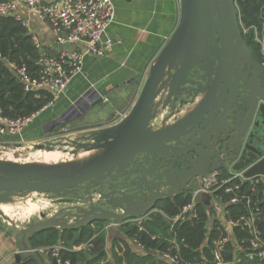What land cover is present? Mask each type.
I'll return each instance as SVG.
<instances>
[{
    "label": "water",
    "instance_id": "1",
    "mask_svg": "<svg viewBox=\"0 0 264 264\" xmlns=\"http://www.w3.org/2000/svg\"><path fill=\"white\" fill-rule=\"evenodd\" d=\"M237 1L180 0L179 24L121 120L69 135L58 130L42 143L30 142L46 151L71 146L65 152L72 155L96 151L89 158L58 164L0 158L1 217V204L14 196L47 194L61 205L40 212L38 221L9 225L19 246L17 264H45L32 240L50 230H57L61 241L68 230L113 221L108 242L131 243L118 223L148 218L161 201L180 196L205 173L264 175V87L259 83L264 62L244 37ZM59 45L58 50L72 47ZM182 108L184 113L173 118ZM167 109L161 126L154 127L152 121ZM211 199L200 196L212 213Z\"/></svg>",
    "mask_w": 264,
    "mask_h": 264
},
{
    "label": "built area",
    "instance_id": "2",
    "mask_svg": "<svg viewBox=\"0 0 264 264\" xmlns=\"http://www.w3.org/2000/svg\"><path fill=\"white\" fill-rule=\"evenodd\" d=\"M26 14L46 22L56 35L57 42L63 47L56 53H50L45 48L41 39L33 33ZM0 15L12 16L20 20L32 35L36 47L39 49L37 60L38 75L33 76L27 66L15 61H9L8 65L14 74L24 83L26 90H44L52 95L49 104L53 103L64 93L71 82V79L83 70L84 59L87 55L105 56L113 45L111 38H104V33L116 18V8L112 0H2L0 1ZM256 30V40L264 42ZM247 29L243 33H246ZM1 57V56H0ZM39 96V95H38ZM108 98H103L108 102ZM37 113L27 116L11 117L4 114L0 106V141L6 136L16 138L23 130L32 123ZM159 118L152 121V125L160 124ZM156 122V123H155ZM162 122V121H161ZM244 183H251L252 190L258 191V196L253 199L251 196L241 194ZM225 191L233 193L229 202L225 201ZM191 195V201L183 206L182 210L174 216H167L171 224V230L182 221L189 218H197L195 206L203 193L211 196V207L209 211V235L212 230L217 235L212 238L208 236L205 245L211 244L212 257L215 264H227L226 254L229 248L238 244L244 251L243 255L254 257L257 264H264V231L260 223L264 221V175L246 177L244 173L225 174V171H214L197 177L186 191ZM228 203L245 204L247 212L237 218H228ZM146 217L127 219L124 223H135L139 230H145L142 225ZM104 230L116 225L113 221L105 222ZM241 224L248 236L237 241L233 239L231 231L235 226ZM231 230V231H230ZM95 234L83 248L90 249L94 245ZM157 238V236H153ZM139 249H145V245L137 239L133 242ZM170 247L180 248V242L174 237L169 239ZM62 245H56L50 250V254L57 259L58 264H71L70 260L62 258L60 250ZM164 257L172 264H193L189 263L180 254L172 255L169 251L164 252ZM239 260H243L242 257Z\"/></svg>",
    "mask_w": 264,
    "mask_h": 264
},
{
    "label": "crops",
    "instance_id": "3",
    "mask_svg": "<svg viewBox=\"0 0 264 264\" xmlns=\"http://www.w3.org/2000/svg\"><path fill=\"white\" fill-rule=\"evenodd\" d=\"M112 1L116 8V18L104 33V38L113 40L109 52L105 56L87 55L82 72L71 79L66 91L53 103L37 112L18 140L39 142L54 136L58 130L77 132L89 126L113 124L129 112L149 76L153 60L179 24L180 0ZM25 18L29 20L33 33L41 39L44 48L50 53L58 52L60 45L50 26L31 14H26ZM104 97L109 99L108 102L103 101ZM184 111V108L177 111L173 118L182 115ZM158 210L157 207L155 211ZM4 221L8 225L0 220V264H17L15 254L19 248L18 242L10 234V224L6 219ZM105 224L95 222L90 225L95 229V234L106 235L107 262L115 264L116 254L123 257L122 264H128L129 256L125 254L130 243L119 238L109 243V228L104 230ZM260 226L264 231V221ZM231 235L237 241L235 227ZM70 243L68 245L71 246ZM64 244L58 241L56 245L64 248ZM83 244L73 246V249L81 250ZM53 247H35L45 264H53L54 258L50 254ZM130 247L143 255L147 250L139 249L133 243ZM242 253L244 251L238 244L229 248L226 257L229 256L231 261H227V264H240L242 261L238 259ZM249 259L250 264H257L256 258L250 256Z\"/></svg>",
    "mask_w": 264,
    "mask_h": 264
},
{
    "label": "trees",
    "instance_id": "4",
    "mask_svg": "<svg viewBox=\"0 0 264 264\" xmlns=\"http://www.w3.org/2000/svg\"><path fill=\"white\" fill-rule=\"evenodd\" d=\"M2 1V0H0ZM241 29H247L245 39L254 55L264 61V49L256 40L255 32L264 42V0H238L237 1ZM39 49L36 47L32 35L20 20L12 16L0 15V106L5 115L11 117L27 116L37 113L49 105L52 95L44 90H26L24 83L14 74L8 65L9 61H15L25 65L33 76L38 75L37 60ZM39 95V96H38ZM227 174V173H225ZM251 183H244L241 194L256 199L258 191L252 190ZM233 193L225 191V201L229 202ZM191 201V195L184 192L180 196L164 199L159 203L158 211H153L142 225L145 230L140 231L135 223H124L122 231L133 243L135 239L147 248L145 254L134 252L128 244V264H172L165 257L164 252L169 251L172 255L180 254L183 260L193 264H215L212 257L211 244L205 245L208 236L211 240L217 235L215 229L209 235L208 206L201 200L197 201L195 213L197 218H189L180 222L174 230L167 216L177 215L187 203ZM228 218H237L247 212L245 204L228 203ZM101 223V222H99ZM47 235L45 238L44 235ZM235 234L238 240L248 236V232L241 225L235 226ZM95 235V229L87 225L79 230H68L63 233L61 242L64 248L60 250L62 258L70 260L71 264H110L107 262V241L105 234H99L92 248L74 250L73 246L88 242ZM157 236V238H153ZM176 238L180 242V248H172L169 239ZM59 241L57 230H50L36 236L32 240L34 247L55 246ZM71 242V243H70ZM71 244L68 245V244ZM115 264H122L123 257L114 254ZM160 258L157 260V258ZM240 264H250V259L242 255ZM160 261V262H157ZM226 261H231L226 257Z\"/></svg>",
    "mask_w": 264,
    "mask_h": 264
},
{
    "label": "rangeland",
    "instance_id": "5",
    "mask_svg": "<svg viewBox=\"0 0 264 264\" xmlns=\"http://www.w3.org/2000/svg\"><path fill=\"white\" fill-rule=\"evenodd\" d=\"M169 113L168 109L167 110H160L159 114L157 115L156 118H159L158 120L160 121V124H155V127H160L162 124V120L167 116ZM156 123V122H155ZM69 133H76V132H66V135H69ZM43 141L39 142H34V143H42ZM20 141L16 142L14 138H10L6 136L4 139H1L0 141V158L3 160H9V161H15V162H21V163H40V164H51V163H64L68 162L70 159L73 157H78L82 156L83 158L87 159L92 154H94L96 151H85V150H80L78 155H72L70 154L69 156H61L59 155L61 150H72L73 148L71 146L64 147V149L57 148L54 151H46V150H36L32 147V145L29 142H22L20 145ZM71 156V157H70ZM55 157V158H54ZM70 157V158H69ZM11 159V160H10ZM31 198L33 202H37L40 206H43L42 203H40L38 200L40 199H47L49 202H52L51 206H48L44 204V208H48L42 211L45 212H54L58 208H60L61 205H56L53 204V201L47 198V194H41V193H34L30 196H14L13 201H11L8 204H1L3 208L6 210L7 213H9L12 218H16L17 213L21 212L23 214H26L29 205L26 203L27 199ZM41 211V212H42ZM14 213V214H13ZM33 216L31 217L35 221H38L41 219L39 216V213L33 212ZM5 217L0 216V220L3 222V224L8 225L6 221H4ZM23 219L21 221H17L15 219L13 222H15V225H26L28 222H30V219Z\"/></svg>",
    "mask_w": 264,
    "mask_h": 264
},
{
    "label": "bare ground",
    "instance_id": "6",
    "mask_svg": "<svg viewBox=\"0 0 264 264\" xmlns=\"http://www.w3.org/2000/svg\"><path fill=\"white\" fill-rule=\"evenodd\" d=\"M67 151V150H66ZM59 155L63 156H69L70 154L66 153L65 150H61ZM71 157V156H70ZM69 157V158H70ZM55 158V157H54ZM4 159V158H3ZM11 160V159H10ZM81 160H85V158H83L82 156H78V157H73L72 159H70L68 162H77V161H81ZM65 163V162H64ZM58 164V163H57ZM40 203L43 204V206H40L37 202H33V200H31V198L27 199V204L29 205V209L27 211L26 214H23L21 212L17 213L16 218H12V216L6 212V210L3 208V206H1V209L4 212V217L5 219L8 221V223L10 225H14L15 222H13L15 219H17V221H21L23 219H29L33 216V212L35 213H40L42 210L48 209V206L52 207V202H49L47 199H40L38 200ZM44 204L47 205L46 208H44ZM14 214V213H13ZM16 221V220H15ZM22 222V221H21Z\"/></svg>",
    "mask_w": 264,
    "mask_h": 264
},
{
    "label": "flooded vegetation",
    "instance_id": "7",
    "mask_svg": "<svg viewBox=\"0 0 264 264\" xmlns=\"http://www.w3.org/2000/svg\"><path fill=\"white\" fill-rule=\"evenodd\" d=\"M254 56H255L256 59L260 60L261 62H264V61H262L257 55H254ZM246 70H247V69H246ZM259 83H260V84L262 83V87H264V82L259 81Z\"/></svg>",
    "mask_w": 264,
    "mask_h": 264
}]
</instances>
